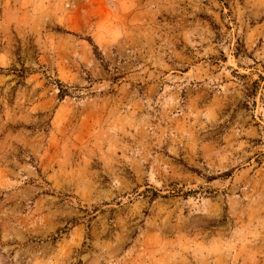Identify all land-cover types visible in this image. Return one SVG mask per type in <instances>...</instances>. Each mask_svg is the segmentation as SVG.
<instances>
[{"label": "rangeland", "instance_id": "rangeland-1", "mask_svg": "<svg viewBox=\"0 0 264 264\" xmlns=\"http://www.w3.org/2000/svg\"><path fill=\"white\" fill-rule=\"evenodd\" d=\"M0 264H264V0H0Z\"/></svg>", "mask_w": 264, "mask_h": 264}, {"label": "trees", "instance_id": "trees-1", "mask_svg": "<svg viewBox=\"0 0 264 264\" xmlns=\"http://www.w3.org/2000/svg\"><path fill=\"white\" fill-rule=\"evenodd\" d=\"M88 41L92 44L91 39H88ZM94 49H95V51L97 52V50H98L97 46L94 45ZM97 54H98V53H97ZM67 95H68V91H67V90H60V92H59V98H60V99L65 98Z\"/></svg>", "mask_w": 264, "mask_h": 264}]
</instances>
